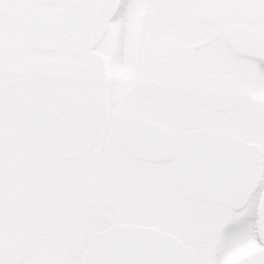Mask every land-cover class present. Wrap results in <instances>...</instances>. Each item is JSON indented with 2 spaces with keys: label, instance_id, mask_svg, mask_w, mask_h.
I'll list each match as a JSON object with an SVG mask.
<instances>
[{
  "label": "snow or ice",
  "instance_id": "1",
  "mask_svg": "<svg viewBox=\"0 0 264 264\" xmlns=\"http://www.w3.org/2000/svg\"><path fill=\"white\" fill-rule=\"evenodd\" d=\"M0 264H264V0H0Z\"/></svg>",
  "mask_w": 264,
  "mask_h": 264
}]
</instances>
